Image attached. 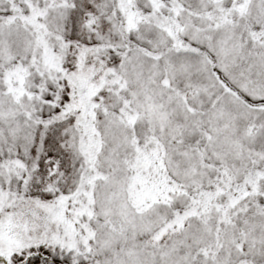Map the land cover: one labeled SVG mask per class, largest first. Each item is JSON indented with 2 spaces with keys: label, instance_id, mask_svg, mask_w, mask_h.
Here are the masks:
<instances>
[{
  "label": "snow or ice",
  "instance_id": "1",
  "mask_svg": "<svg viewBox=\"0 0 264 264\" xmlns=\"http://www.w3.org/2000/svg\"><path fill=\"white\" fill-rule=\"evenodd\" d=\"M0 264H264V0H0Z\"/></svg>",
  "mask_w": 264,
  "mask_h": 264
}]
</instances>
